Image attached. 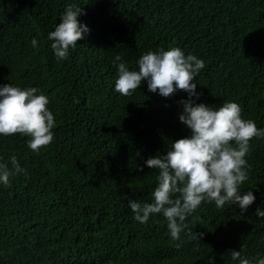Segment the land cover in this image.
<instances>
[{"label": "trees", "instance_id": "obj_1", "mask_svg": "<svg viewBox=\"0 0 264 264\" xmlns=\"http://www.w3.org/2000/svg\"><path fill=\"white\" fill-rule=\"evenodd\" d=\"M68 4L89 33L58 61L47 39ZM37 40L33 47L32 39ZM202 59L196 103L237 102L264 128V0H0V85L36 87L49 98L54 139L38 152L30 137L0 136V157L25 172L0 185V264H238L230 251L264 256V138H252L249 179L256 197L243 213L202 203L188 218L198 241L173 246L165 218L145 224L128 200L151 202L158 171L144 161L190 135L182 100L114 90L120 55L130 70L158 48ZM118 63V62H117ZM11 167V165H9ZM142 167L143 170H138ZM182 239L184 233H181Z\"/></svg>", "mask_w": 264, "mask_h": 264}, {"label": "clouds", "instance_id": "obj_2", "mask_svg": "<svg viewBox=\"0 0 264 264\" xmlns=\"http://www.w3.org/2000/svg\"><path fill=\"white\" fill-rule=\"evenodd\" d=\"M81 14L78 5L68 4L59 23L48 33L47 39L58 61L67 60L70 49L77 47L76 41L90 31L78 21ZM31 44L36 47L37 40L33 38ZM113 63L114 90L122 96H131L142 82H146L149 92L162 97L177 90L188 94V99L181 101L183 110L178 119L190 129V135L171 142L165 154L144 161V166L158 171L157 183L151 202L128 200L132 218L145 224L150 217L162 215L173 246L180 249L185 240L197 242L204 235L194 232V225L188 222L202 203H214L218 209L235 206L241 213L245 212L256 199L251 189L242 191V185L249 179L246 160L249 141L254 137L264 138V128H258L252 119H244L237 102L226 101L219 107L196 103L199 93L193 78L205 63L194 54H185L180 47L150 50L138 58V68L132 70L120 55L114 57ZM48 104V96L36 87L0 85V136L19 133L30 137L27 147L38 152L54 139L56 121ZM23 172L25 169L15 155L7 161L0 157V185L7 186L12 176ZM256 215L264 217V210L257 208ZM229 255L238 264H264V256L248 258L241 250H232Z\"/></svg>", "mask_w": 264, "mask_h": 264}]
</instances>
